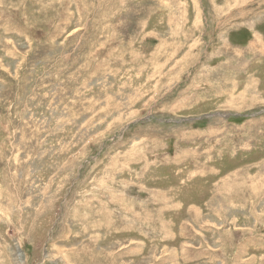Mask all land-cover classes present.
Segmentation results:
<instances>
[{"label":"rangeland","instance_id":"1","mask_svg":"<svg viewBox=\"0 0 264 264\" xmlns=\"http://www.w3.org/2000/svg\"><path fill=\"white\" fill-rule=\"evenodd\" d=\"M0 264H264V0H0Z\"/></svg>","mask_w":264,"mask_h":264}]
</instances>
